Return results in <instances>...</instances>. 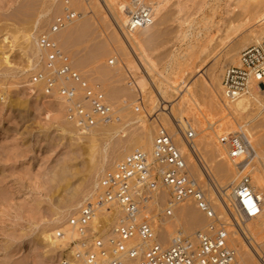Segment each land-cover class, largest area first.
<instances>
[{"label": "rangeland", "instance_id": "374dc122", "mask_svg": "<svg viewBox=\"0 0 264 264\" xmlns=\"http://www.w3.org/2000/svg\"><path fill=\"white\" fill-rule=\"evenodd\" d=\"M126 1L53 0L50 13L43 19L47 23H41L42 19L37 16V13L44 6L45 0H0V59L7 56L9 63L0 66L2 67V74H0V264H62L66 262V254L71 250L70 242L67 246L53 248L45 241L41 233L44 230L61 228V224L64 223L61 216L66 212L62 203L76 193L82 196L85 189V192L93 189L98 179L97 174L99 177L105 170L101 169L102 165L104 164L106 169L114 167L115 155L123 151L125 140L130 138L137 140L136 137H141L146 128L154 126V124L149 125L153 121L145 116L153 113L150 108L146 109L148 112L146 113L145 104L139 102V105L135 102L142 91L141 86L147 83L146 80L152 79L137 67L139 65L142 69L137 60L138 55L144 57L151 65L157 80H162L165 75L168 81L165 70L170 73L175 68L174 64L179 62L178 58L187 53L189 43L201 42L202 47L212 48L218 45V40H224V43L222 42L223 44L221 43L216 49L217 51L211 54L209 60L202 63L199 57L201 50L195 49L196 52L191 55L189 67L184 71L176 69L180 79L178 76L169 78L167 97L174 100L177 111L181 115H186L190 127L196 130L193 142L199 144L201 157L211 163L221 156L224 158L221 159L222 161L215 162L217 168L220 169L218 183L222 186L221 189L233 183L231 182L234 175L233 170L237 166L235 167L224 157L226 154L220 155L222 145L218 136L231 134L232 131L240 133L237 125H242L245 121L249 122L246 128L253 136L256 152L262 163H258V160L253 158V154H249L247 162L252 158V166L250 169L247 168V171L252 172L250 173L252 178L255 174L257 177L260 176L263 189L257 192L261 193L264 199V107L252 104L245 113H242V116L237 117L226 113L214 99L218 92L220 94L216 84L218 75H221L220 72L229 65H235L231 61L238 60L240 51L264 34L262 30L264 23L262 25L257 23V19L264 16V0H204L205 5L214 7L213 12H201L194 9L200 0L182 1L179 7L177 2L171 3V6L166 8L165 15L161 17L162 19L159 18V22L156 21L157 25L155 24L152 29L155 36L148 40L149 42H139L141 45L138 46L135 44L137 47L133 49L122 35L124 22L123 19L120 21L119 8L122 4L125 5ZM65 2H68L69 8L77 16L86 14L83 17L84 20H81L84 22L85 29L81 32V36L79 34L75 37L76 41L74 38V45L72 44L67 49L64 46V50H59L64 54L67 53L72 67L89 84L100 85L108 101L113 103V107L121 110L119 114L122 122L108 124L111 127L110 133L98 130L92 134L88 132L61 133L58 130L60 122L56 119L60 112L55 110V113H47L45 104L30 101L28 94L22 90L25 85L24 81L30 72L24 56L26 50L24 47L27 44L24 34L27 32L28 34H40L41 31H47L53 18L61 14L64 7H67ZM112 16L117 22L119 18L120 27L110 23ZM205 22H209L210 32L203 30ZM199 31L201 32L197 35ZM116 32L121 36V40L118 35L116 36L118 34ZM143 43L146 44L143 45ZM176 58L177 62H175ZM79 60H83L84 64L79 66ZM39 66L42 69L43 63ZM32 76L31 74L29 76L31 81ZM206 80L209 82L208 87L203 84ZM153 83L151 82L152 85ZM263 95L259 93L258 96L264 105ZM219 98L223 102L222 97L219 96ZM126 105H128L127 108H125ZM136 107L139 108L138 112H135ZM60 111L65 113V111ZM254 113L258 116L256 117ZM72 126L74 127L73 124ZM157 127L154 129L155 135ZM119 130L121 132L123 130V134H120ZM168 132L174 135L176 130H168ZM92 141H95L93 143L96 146L95 155L90 152ZM140 147L141 142L135 145L137 150ZM92 156L94 160L91 159ZM198 156L195 159H200ZM186 164L189 173L207 192L205 186L203 187V182L193 174L194 162L187 161ZM98 168L101 169L100 172ZM63 169L66 171L64 176L67 177V190L62 187L63 184L59 185L60 183L52 181L59 173L58 171ZM93 169L97 170L94 175ZM90 176L93 177V181ZM257 177H254L255 180ZM213 194V192H207L206 196L214 200ZM168 197L165 190H159L148 207L154 209L155 213H161L166 207L165 203L168 204ZM223 198L226 197L223 196ZM80 199V203L87 200L81 197ZM189 208L193 213L191 219L186 220L187 222L180 220V224L176 225L175 217H179L181 211L189 210ZM74 209L77 211L78 208ZM74 209L72 210L75 211ZM216 212L223 218L219 211L216 210ZM160 215L157 216L154 224L156 239L159 243H162L159 239L164 235L161 222L167 221L174 224L175 230L182 231L184 234L194 233L206 224L205 218L191 201H185L174 207L171 218L161 219ZM223 219L228 223L226 230L229 245L233 248L234 235L237 234V237L241 235L243 240L247 241H245L249 249L247 252L250 254L244 256L245 260H248V264H253V262L259 264L258 256L264 254V207L257 219L245 223L240 221L239 227L232 218L233 225L227 217L224 216ZM247 224L253 229V235L251 234L250 237L243 229V226ZM237 257L239 258L238 255ZM238 263L242 264L240 261Z\"/></svg>", "mask_w": 264, "mask_h": 264}, {"label": "built area", "instance_id": "2783aa9c", "mask_svg": "<svg viewBox=\"0 0 264 264\" xmlns=\"http://www.w3.org/2000/svg\"><path fill=\"white\" fill-rule=\"evenodd\" d=\"M125 5L124 37L154 22L152 8L146 0H127ZM74 19L73 11L66 9L38 37V46L44 52L43 68L33 74L32 82H41L48 96L57 94L65 103L66 119L82 132L119 124L122 119L117 110L101 90L81 77L52 38L53 33ZM259 87L264 90V34L240 51L236 65L225 67L221 96L232 102ZM138 110L136 107L135 112ZM180 132L184 143L192 147L194 130L189 127ZM218 140L228 161L237 160L238 168H251L252 162H247L250 146L241 133L221 134ZM159 190L167 192L168 204L165 203L161 213H155L148 205ZM226 197L222 199L224 214L238 227L240 221L261 213V201L254 194L247 174L240 177ZM185 201H191L204 216L205 227L191 235L177 234L166 244L156 242L157 216L171 218L174 207ZM98 211H102V218L94 230L91 222ZM68 223L77 235L69 244L73 249L71 258L81 264H239L236 251L229 246L228 223L216 213L205 191L191 177L185 155L162 127L156 132L152 156L134 150L113 169L105 171L95 197L84 201Z\"/></svg>", "mask_w": 264, "mask_h": 264}, {"label": "bare ground", "instance_id": "6f19581e", "mask_svg": "<svg viewBox=\"0 0 264 264\" xmlns=\"http://www.w3.org/2000/svg\"><path fill=\"white\" fill-rule=\"evenodd\" d=\"M148 3L150 4L151 8H152V11H153V18H154V22L150 25V26H147V27H144V28H141V29H137L135 31H133L130 35L127 34L124 39H126L127 43L129 45H132V48H135L137 47L138 45H141L139 44V42H145V41H148L150 40L151 38H153L155 36V33H154V30L152 31L153 27L155 26L156 24V21L159 20V18H161L162 16H164L166 13L165 10L168 6H171L170 4L171 3H175L177 2V6L179 7V3H182V1H186V0H147ZM146 1V2H147ZM187 1H195V0H187ZM198 1V0H197ZM40 2V1H39ZM32 3V2H31ZM66 3V2H65ZM35 4V2H34ZM111 4V3H110ZM39 5V4H38ZM52 5H53V0H45L44 2V6L42 7V9H40V11L37 13V16L40 17L42 20H41V23H47L46 20H43L46 18V16H48V14L50 13L51 11V8H52ZM121 5V4H120ZM67 7H64L63 8V11H65L66 9H70L69 6H68V2L66 4ZM34 7V6H33ZM117 9V8H116ZM179 9V8H177ZM181 9V8H180ZM197 11H203V12H206V11H211L213 12L214 11V7L213 6H207L205 5V2L204 0H200V3L198 5H195V8ZM26 10V9H25ZM28 10V9H27ZM72 10V9H70ZM195 10V11H196ZM33 11V10H32ZM109 11V10H108ZM119 11H120V21H122L123 19V22L125 23L126 22V16H127V7L126 5H121L120 8H119ZM21 12V11H20ZM31 12V11H30ZM19 13V12H17ZM23 13V12H22ZM74 13V12H73ZM119 13V12H118ZM26 14V13H25ZM28 14V13H27ZM26 14V15H27ZM35 14V13H34ZM75 14V13H74ZM32 15V14H31ZM36 15V14H35ZM86 14H79L78 16L75 14V17L77 16L76 19H74L72 22H70L66 27H64L63 29H61L60 31L58 32H55L52 34V38L55 40V42L57 43V46H58V49L60 50H64V46L66 47L65 49L67 48H70L71 45L74 41V38L79 36H81V32L85 29L84 28V22H82L81 20L83 19V17H85ZM117 15V14H116ZM119 16V15H118ZM31 17V16H30ZM166 17V16H165ZM163 17V19L165 18ZM32 18V17H31ZM30 18V19H31ZM34 18V17H33ZM162 19V18H161ZM84 20V19H83ZM88 20V19H87ZM168 20V19H167ZM208 21V20H207ZM35 22V21H34ZM159 22V21H158ZM74 23V24H73ZM110 23H112V25H118L119 22V18H118V22L117 20L112 16V19L110 18ZM123 23V25H124ZM257 23L259 24H263L264 23V16L261 17V18H258L257 19ZM73 24V26H72ZM163 24V23H162ZM209 22H205L203 23V30L205 32H210V26L208 25ZM88 25V24H86ZM111 25V26H112ZM123 25H122V30H123ZM157 25V24H156ZM159 25V23H158ZM120 27V26H119ZM118 27V28H119ZM113 28H115L113 26ZM117 28V27H116ZM31 29V28H30ZM112 29V28H111ZM228 29V27H227ZM115 30V29H114ZM118 29H116L115 31H117ZM262 30L264 31V27L262 28ZM29 31V29H28ZM31 31V30H30ZM121 31V30H120ZM262 31V32H263ZM42 32V31H41ZM40 34H24V38H25V42L27 43L26 46H22L24 47L25 50V53H24V56L28 62V65L30 67V72H29V75L27 76L26 80L24 81L25 85H24V89H22L25 93L28 94V96L30 97V101H33L34 103L38 102L39 104L41 103L42 105H46V112L47 113H51V112H54L55 113V110H57L59 113L58 118H56L57 120H59L60 124H59V127H58V130L61 132V133H66V132H75V133H80L82 131L78 130L77 128L73 127L72 126V123H70L66 117H65V113L61 112L60 110L62 111H65V103L63 102V100L58 97L57 94H53L51 96H48L45 94L44 92V87H43V84L40 82V83H33L29 78L30 74L33 75V73H35L36 71L38 70H42L40 69V64L42 63V58L44 56V52L39 48L38 46V37L43 34L44 32H42ZM161 32V31H160ZM201 31L198 32L197 35L200 34ZM38 33V32H37ZM118 33V32H116ZM158 34V33H157ZM262 34V33H261ZM260 34V35H261ZM12 35V34H11ZM85 35V34H84ZM118 35V37H120V40L122 39L121 36H119V33L116 34V36ZM181 35H183L181 33ZM19 36V35H18ZM256 36V35H255ZM136 37H139L141 39L137 40ZM111 38V37H110ZM116 38V37H115ZM258 38V37H257ZM255 39V41H257L258 39ZM5 39V38H4ZM15 39V38H14ZM6 40V39H5ZM110 40V39H109ZM154 40V39H152ZM75 41H76V38H75ZM156 41V40H155ZM217 41V40H216ZM252 41V40H251ZM250 41V42H251ZM78 42V41H77ZM149 42V41H148ZM211 42V40H210ZM224 43V40H218V45L215 46V47H212V48H207L206 46L205 49L204 47H202V43L201 42H197L195 44H191L189 43L187 45V53L183 54L182 56H180L178 59L176 58V61L174 59L175 62H177V60L179 62H177V64H174V67L170 73L167 72V70H165V72L167 73L166 75L168 76V81H169V78L173 77V76H178V79H180L178 73H176V69L178 70H182L184 71V69H187L189 67V61L191 59V55H193V53H195V49H200L201 51L199 52V57L201 59V63L206 61V60H209V58L214 54L213 52L218 48V46H220L221 43ZM122 43V42H121ZM201 43V44H200ZM222 43V44H223ZM135 44L137 46H135ZM146 44V43H145ZM143 43V45H145ZM253 44V42L251 43ZM63 48H61V46ZM127 45V44H126ZM134 45V47H133ZM216 45V43H215ZM152 46V45H151ZM21 47V49H22ZM145 47V46H144ZM153 47V46H152ZM105 48V47H104ZM116 48V47H115ZM95 50V49H94ZM129 50V49H128ZM66 51V50H65ZM217 51V50H216ZM67 52V51H66ZM213 53V54H212ZM67 54V53H66ZM90 54V53H89ZM212 54V55H211ZM181 55V54H180ZM96 57V56H95ZM99 57V56H98ZM33 58V60L31 59ZM70 59V57H68ZM72 58V57H71ZM90 58V57H89ZM231 59V58H230ZM85 60V59H84ZM137 60L140 62V65L142 66V69L141 67H139V65L137 66L138 68H140L141 71H143L146 76L148 78H152V79H148L146 80L147 83L146 84H143L141 87H142V91L141 93L138 95V98L137 100L135 101L136 103L138 102H143L145 104V112H146V109L150 108V111H152L153 113L151 115H148L146 114L145 116L152 120L153 122L149 123V125H152L154 124L153 128L152 127H148L144 130V133L143 135L140 137H136L137 140H125L124 144L125 146L123 147V151L119 154V155H115V161L116 163L119 162L120 160H122V158H124V156H126L127 154H129L130 152L134 151V150H137V148H135V145L137 143H140L141 142V147L139 148V150L145 152L148 156L150 155V157L152 156V147H153V142H154V138H155V132H154V129L157 127H162L164 129H168L169 131H172L173 129L176 130V133L174 135H172V133H169L172 137H173V140L174 142L176 143V145L179 147V149L181 150V152L185 155V158H186V162L188 161L189 163L190 162H194V176L196 178H198V180H200L201 182H203V187L205 186V188L207 189V192H213L214 194V197L215 199L213 200H210L209 198H207V200L211 203V205L213 206L214 210L216 211H219L222 215H223V218L224 216L226 217V215L224 214V211H223V202H222V199H227V195L229 194V192L231 191L232 187L235 185V183L240 179V177L242 175H245L246 173L249 174V177H250V180L252 179L251 181V188L254 192V194L256 196H258V198L260 199L261 201V213H262V209L264 207V199L263 197H261V193H259L263 187L261 186V182H260V176L258 175L257 177V174H255L253 176V178L251 177V174L252 172L251 171H247L246 168H238L236 167V163H237V160L233 163V165H235L236 168H234V175L232 176L233 179H231L233 183H231L228 187H224L223 189L222 186L219 185L218 183V178H219V170L215 164V162H218V161H222L224 158L221 156V158H217V161L211 163V161H208V160H204L202 157H201V153H200V150H199V147L198 145L193 142L192 143V147H189L188 145H186L183 141V137H182V133L180 132V130L182 129V131H185V129L189 128L190 127V123H189V120H187V117L186 115H181L179 111H177V106L176 104L174 103V100L173 99H170L169 97H167V94H168V89H167V78H165V75L163 76V79L162 80H157V78H155L154 76V73H153V68L151 67V65L146 61V59H144V57H142L141 55L137 56ZM71 61V60H70ZM88 61V60H87ZM78 65L81 66L84 64L83 60L82 61H78ZM83 62V63H82ZM238 60L237 61H234L232 60L231 63L232 64H237ZM9 64L8 63V57L7 56H4L0 59V66H2L3 64ZM1 68L0 67V74H2V71H1ZM90 68V67H89ZM136 69V67H135ZM225 69V68H224ZM221 75L219 76L218 75V79H217V88H218V91H220V94L218 92V95H216V103H218L219 105H221V107L225 110L226 113L228 114H233V115H236L237 117L238 116H242V113H245V111H247V108L249 106H251L252 104L253 105H259V107H264L263 103L261 102V100H259V93L260 94H264V90L262 88H255L253 89L248 95H245V96H242L238 99H236L235 101H232V102H228V101H225L223 98V102L225 101L226 103H223L221 102V99L219 98V96H221V76H222V72H220ZM169 74V75H168ZM82 77V76H81ZM147 79V78H146ZM152 80V81H151ZM151 82L153 83V85L151 84ZM208 81L206 80L205 83L203 82V84L205 86L208 87ZM89 84V83H88ZM90 86L92 87H97L99 90H103L100 85L98 84H89ZM18 88V87H17ZM20 89V88H19ZM152 89V90H151ZM176 91H177V87L175 88ZM21 90V91H22ZM102 93L105 95V93L102 91ZM26 94V95H27ZM24 95V94H23ZM264 96V95H263ZM222 97V96H221ZM106 98V96H105ZM110 98V97H109ZM114 98V97H113ZM106 100L108 101V99L106 98ZM122 100V99H121ZM127 100V99H126ZM134 101V100H133ZM125 102V101H124ZM220 102V103H219ZM20 105V102H18ZM108 103L113 107V103H110L108 101ZM13 104V103H12ZM15 104V103H14ZM13 104V105H14ZM168 104V105H167ZM140 105V103H139ZM11 106V105H10ZM8 106V107H10ZM16 106V104L14 105ZM128 105L125 106V108H127ZM214 107V106H212ZM218 107V106H217ZM115 109V107H113ZM147 109V110H148ZM260 109V108H259ZM117 110V109H115ZM123 110V109H122ZM258 110V108H257ZM56 111V112H57ZM121 110H117V112L119 113ZM128 111V110H127ZM126 111V112H127ZM224 112V113H225ZM148 113V112H146ZM150 113V112H149ZM58 114V113H56ZM134 115V114H133ZM254 115H256V117L258 116V114L254 113ZM253 115V116H254ZM244 116V115H243ZM123 117V116H122ZM246 118V117H245ZM244 118V119H245ZM243 120V119H242ZM248 121L242 123V125H237V127L239 128L240 130V133L246 138L247 142L249 143V146H250V153L249 154H253V158L254 159H257L258 163L261 162L262 160L260 159L259 157V154L256 152V148H255V145H254V139H253V136L252 134H250L248 132V128L247 125H248ZM156 124V126H155ZM239 124V123H238ZM111 127H109L108 125H101V126H97V127H94L88 131H85V132H88L90 134H92V132L95 133V130H98V131H101V132H105V133H110ZM113 128V127H112ZM126 128V127H125ZM181 128V129H180ZM121 130V129H120ZM119 130V133L121 132ZM126 130V129H125ZM167 130V131H168ZM97 131V132H98ZM196 130H194L195 132ZM231 131V130H230ZM85 132H82V133H85ZM96 132V133H97ZM156 132H157V129H156ZM120 134H123V130ZM231 134H236V132H233ZM196 136V134H195ZM123 137V136H122ZM197 139V138H196ZM95 141H92V146H91V154H94L95 155V152H96V146L93 144ZM197 142V141H196ZM195 143V144H194ZM122 146V145H121ZM201 146V145H200ZM121 149V148H120ZM201 149V148H200ZM221 153L220 155L222 154H225V151H224V148L223 146H221ZM98 152V150H97ZM200 156V159L198 161V159H195V157H197V155ZM91 156V155H90ZM198 156V157H199ZM113 157V156H112ZM226 157V156H224ZM92 160L93 159V156L91 158ZM114 159V158H113ZM222 159V160H221ZM252 158L249 159V162L251 161ZM114 162V161H113ZM115 163V164H116ZM262 163V162H261ZM192 164V163H191ZM218 164V163H217ZM223 164V163H222ZM109 165V164H108ZM113 165V164H112ZM264 165V163H263ZM229 166V165H228ZM106 166H104V164L102 165L101 169H105L104 171H102L103 173L105 171L108 170H111L113 169L114 167L112 168H108L107 169L105 168ZM110 167V166H109ZM204 167V168H203ZM231 167V165H230ZM66 169V168H65ZM99 169V168H98ZM98 172H100V170ZM246 169V170H245ZM95 171L97 172L96 169H93L92 173L93 175L95 174ZM232 171V170H231ZM59 173L56 174V177L53 178L52 181H55L56 183H60L59 185H62V187L67 190V181H66V178L64 175H65V172L64 169L63 170H60L58 171ZM102 173V174H103ZM230 173V172H229ZM244 173V174H243ZM251 173V174H250ZM190 174V173H189ZM99 174H97V181L94 185V188L93 189H90V191H84V195H80V193H76L74 195H72L71 197H69L64 203H62V206L64 208H66V212H64V214L61 216V219L63 220V224H61V228H55V230H44L41 234L43 236V238L45 239V241H47L49 243V245L53 248H61L63 247L64 245L67 246V244L69 242H72L74 241L75 239H77V235L75 234L74 230L72 229L71 226H69V223H68V219L72 216H75L76 215V210L74 208H78L82 203H80L79 200L80 197L82 199L86 198V199H93V197H95V195L97 194V188H98V182H99ZM191 177H192V174H190ZM58 176V177H57ZM231 176V175H229ZM92 177V176H90ZM254 177H257V180H255ZM193 178V177H192ZM92 181H93V177L91 178ZM90 179V181H91ZM87 181V179H86ZM230 183V182H229ZM89 184V183H88ZM224 184V183H223ZM85 185V184H84ZM87 185V184H86ZM85 185V186H86ZM228 185V184H227ZM55 186V185H54ZM58 186V185H57ZM61 187V186H59ZM70 189V188H69ZM259 190V192H257ZM205 192V194L207 193ZM222 194H220V193ZM71 193V192H70ZM75 193V192H73ZM223 196H225L226 198H223ZM209 197V196H208ZM213 203V204H212ZM178 206V205H177ZM175 206V207H177ZM72 209H74L75 211H73ZM102 211H98L97 215L94 217L93 221L91 222V226L93 227V229L95 230V226L99 220V218L101 217L102 218V215H101ZM217 213V212H216ZM260 213V215H261ZM192 211L188 209L186 210H183L181 211V213L179 214L180 216L178 217H175L176 219V225L180 224V220H183V221H189L191 218V215H192ZM259 215V216H260ZM259 216H257L256 218H253V219H248V220H245L243 223H245L246 221H251V220H254V219H257ZM204 217V216H203ZM65 218V219H64ZM190 218V219H189ZM174 220V219H173ZM206 220V219H205ZM186 221V222H187ZM207 223V221H206ZM161 225L163 226V233L164 235L162 236L161 239H159L160 241L162 240V243L163 244H166V242H168L169 240L173 239V237L177 234H180V233H183L182 231H179V230H175L176 226L174 224H171L170 222H167V221H164V222H161ZM206 225V224H205ZM204 225V227H205ZM233 225V224H231ZM235 226V225H234ZM243 226V225H242ZM204 227H202L201 229L199 230H202ZM244 228V231L247 233V235H250L252 234L253 235V229L251 226H248L247 225H244L243 226ZM229 231V230H228ZM243 231V234L245 233ZM105 233L108 232V231H104ZM196 232V231H195ZM194 232V233H195ZM162 233V232H161ZM184 234V233H183ZM193 234V233H191ZM191 234H187L185 233V235H191ZM231 235V234H230ZM232 236V235H231ZM245 236V235H243ZM62 237L64 239H62ZM247 237V236H245ZM253 238V237H252ZM234 243L233 241L231 243H233V249L236 251V257L237 255L239 256V261L242 263V264H248V260H245L246 257L244 256H247L249 253L247 251H249L248 247H247V244L245 243V241L243 240V238L241 237V235L239 237H237V234L234 235ZM232 239V240H233ZM248 239V238H247ZM251 240V238L249 239ZM156 242H157V239H156ZM230 242V241H229ZM247 242V241H246ZM249 242V241H248ZM251 242V241H250ZM47 243V244H48ZM159 243V242H158ZM235 244V245H234ZM250 245V244H249ZM256 245V244H255ZM230 246V245H229ZM231 247V246H230ZM251 250V249H250ZM255 251V250H254ZM73 253V249L71 248V250L66 254V262L65 263H62V264H81L77 261H75L74 259L71 258V255ZM245 253V255H243ZM259 253V252H258ZM250 255V254H249ZM255 255V254H253ZM259 255V254H258ZM244 257V259L242 258ZM252 257V256H251ZM255 257V256H254ZM257 257V256H256ZM260 258V263L258 261L259 264H264V254H262V256H258ZM4 261V260H3ZM238 261V260H237ZM238 261V262H239ZM262 261V263H261ZM252 263V262H251ZM4 264V263H2ZM254 264V262H253Z\"/></svg>", "mask_w": 264, "mask_h": 264}]
</instances>
